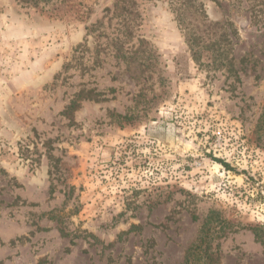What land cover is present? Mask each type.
Masks as SVG:
<instances>
[{
  "label": "rangeland",
  "instance_id": "rangeland-1",
  "mask_svg": "<svg viewBox=\"0 0 264 264\" xmlns=\"http://www.w3.org/2000/svg\"><path fill=\"white\" fill-rule=\"evenodd\" d=\"M262 1L198 0L235 78L166 0H0V264H264Z\"/></svg>",
  "mask_w": 264,
  "mask_h": 264
},
{
  "label": "trees",
  "instance_id": "trees-1",
  "mask_svg": "<svg viewBox=\"0 0 264 264\" xmlns=\"http://www.w3.org/2000/svg\"><path fill=\"white\" fill-rule=\"evenodd\" d=\"M166 1L178 29L183 34L192 60L196 64L201 65L202 58L207 55L210 61L207 66L215 71H223L237 78L238 72L235 68L233 57L234 39L237 33L233 25L228 21L225 23L210 21L204 6L198 0ZM120 3L119 0H116L114 13L126 11V7ZM252 19L256 22L264 20V0L262 1V9L258 11V15L252 16ZM74 107L75 103L73 101L66 112ZM261 119L263 120V117ZM252 233L255 240L264 246V229L253 228ZM203 241L200 238L198 243L188 249L184 257V264H212L211 258L206 254V251L204 257L199 256L198 249Z\"/></svg>",
  "mask_w": 264,
  "mask_h": 264
}]
</instances>
